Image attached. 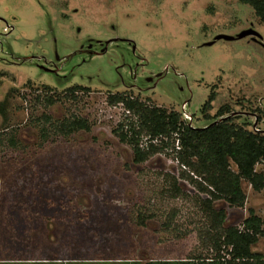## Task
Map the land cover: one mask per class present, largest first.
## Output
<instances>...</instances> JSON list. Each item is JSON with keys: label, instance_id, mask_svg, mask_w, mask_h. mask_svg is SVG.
I'll list each match as a JSON object with an SVG mask.
<instances>
[{"label": "rangeland", "instance_id": "374dc122", "mask_svg": "<svg viewBox=\"0 0 264 264\" xmlns=\"http://www.w3.org/2000/svg\"><path fill=\"white\" fill-rule=\"evenodd\" d=\"M250 29L262 39L214 42ZM89 40L114 44L90 58L80 51ZM13 55L35 61L14 66ZM41 58L58 74L42 71ZM75 86L87 91L73 99ZM51 93L59 99L48 106ZM120 93L170 112L185 106L195 127L222 108L237 124L264 118V23L240 0H0V264L213 258L194 203L161 196L163 175H180L172 151L137 165L115 134L126 113L107 98ZM68 119L90 130L66 137L56 127ZM244 189L245 208L227 209L238 227L250 210L264 220V191ZM173 210L178 233L165 226ZM141 214L153 216L147 226Z\"/></svg>", "mask_w": 264, "mask_h": 264}, {"label": "trees", "instance_id": "16d2710c", "mask_svg": "<svg viewBox=\"0 0 264 264\" xmlns=\"http://www.w3.org/2000/svg\"><path fill=\"white\" fill-rule=\"evenodd\" d=\"M240 1L250 6L264 23V0ZM48 89L53 92L52 88ZM79 91L87 90L75 86L67 93L76 99ZM56 95L43 96L48 106L58 101ZM107 100L111 106L122 104L124 108L126 117L117 125L115 134L121 143L132 148L135 164H145L165 151H172L180 175H163L165 187L161 196L194 203L204 219L198 228L201 243L214 255L211 259L149 264H264V253L258 248L264 238V220L250 210L238 227L227 211L228 208H245V184L255 192L264 191V168L258 169L264 161V133H253L246 122L237 124L232 117L205 129H194L185 125L179 113L150 106L127 94L110 95ZM212 100L213 94L209 105ZM37 101L40 102V97ZM230 112L222 108L216 119ZM56 130L68 137L81 130H90V127L82 119H68L57 124ZM186 183L193 185L197 194L187 192ZM176 215L174 210L168 213L165 222L166 228L174 233H178L177 226L173 225ZM152 217L141 214L137 222L147 226Z\"/></svg>", "mask_w": 264, "mask_h": 264}, {"label": "flooded vegetation", "instance_id": "af4514ba", "mask_svg": "<svg viewBox=\"0 0 264 264\" xmlns=\"http://www.w3.org/2000/svg\"><path fill=\"white\" fill-rule=\"evenodd\" d=\"M252 38V37H250ZM252 40L254 41V39L252 38ZM92 42V43H91ZM126 43H128L129 46L132 45V43H129L128 41H125ZM114 44V41H109V42H105V44H102L101 42L99 41H96V40H89L87 42L86 45L88 46H83L81 48V53H84V54H87L90 58L93 57V56H99V55H103V54H106L105 52ZM34 58L33 59H29V60H22L21 58H17L15 55H13V62H11L12 65L14 66H22L26 63H29V62H33L34 63ZM37 66V65H36ZM39 68L42 70V71H45V72H48V73H54V74H58V68L56 67V65L54 64V62H49L45 59H40L39 60V64H38ZM157 77V76H156ZM158 79V78H157ZM155 79L154 82H155V86L158 84V80ZM153 82V79L151 80V78H147V81H146V84H150ZM128 85V84H127ZM125 85V88L126 86ZM129 85H133L135 86L136 88H138V90H143V88L141 86H137L136 85V82L135 80L131 82V84ZM149 86V85H148ZM147 86V87H148ZM49 87V86H48ZM52 88V87H51ZM156 88V87H155ZM54 92V91H53ZM121 94V93H120ZM126 94V93H124ZM115 95V94H114ZM212 96V95H211ZM210 96V97H211ZM133 98V97H132ZM108 101V100H107ZM212 103V102H211ZM210 103V105H211ZM109 104V103H108ZM117 106H122V104H119ZM116 107V106H115ZM123 107V106H122ZM179 113V112H177ZM231 113V112H230ZM180 114V113H179ZM126 115V114H125ZM181 119L182 121L185 123V125L189 126V127H192L194 129H205L206 126H213L215 124V122H222L223 120L229 118V116H224V117H221L219 118L218 120L215 119L213 122L203 126V127H195L192 125V122H193V115L194 114H191L190 112L188 113V109L184 106L183 108V112H181ZM188 115L190 118H188ZM253 117H254V122H248L246 121V123L248 124V129L250 131H252L253 133H261L263 134L264 133V130L260 128L261 125H264V118H261L259 115L257 114H252ZM126 117V116H125ZM124 120V119H123ZM219 120H222V121H219ZM217 124V123H216ZM83 131V130H81ZM79 131V132H81ZM135 163V162H134ZM138 165V164H137Z\"/></svg>", "mask_w": 264, "mask_h": 264}, {"label": "water", "instance_id": "95a60500", "mask_svg": "<svg viewBox=\"0 0 264 264\" xmlns=\"http://www.w3.org/2000/svg\"><path fill=\"white\" fill-rule=\"evenodd\" d=\"M247 37H252L255 41H258L259 39H262V37L259 35V33H257L256 31L250 29V30H247L245 32H242L240 33L238 36L234 37V36H228V35H219L215 38L214 42L216 41H220V40H225V41H235V40H242V39H245ZM214 42L212 43H208V45H212L214 44ZM162 74L160 75H157V77H161ZM152 80V78H151ZM219 121H222V120H219ZM218 123V122H215V124Z\"/></svg>", "mask_w": 264, "mask_h": 264}]
</instances>
